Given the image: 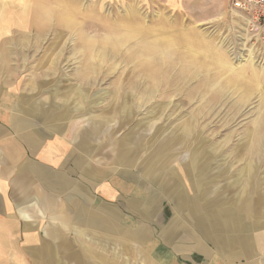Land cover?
I'll list each match as a JSON object with an SVG mask.
<instances>
[{"label": "rangeland", "instance_id": "374dc122", "mask_svg": "<svg viewBox=\"0 0 264 264\" xmlns=\"http://www.w3.org/2000/svg\"><path fill=\"white\" fill-rule=\"evenodd\" d=\"M240 14L228 0H0V60L92 168L163 192L180 173L218 181L250 194L257 220L264 42Z\"/></svg>", "mask_w": 264, "mask_h": 264}, {"label": "crops", "instance_id": "0c3cea01", "mask_svg": "<svg viewBox=\"0 0 264 264\" xmlns=\"http://www.w3.org/2000/svg\"><path fill=\"white\" fill-rule=\"evenodd\" d=\"M17 68L0 60V264H264V188L256 220L250 194L218 181L180 173L163 192L92 168L65 128L35 120L54 107L12 87Z\"/></svg>", "mask_w": 264, "mask_h": 264}, {"label": "built area", "instance_id": "2783aa9c", "mask_svg": "<svg viewBox=\"0 0 264 264\" xmlns=\"http://www.w3.org/2000/svg\"><path fill=\"white\" fill-rule=\"evenodd\" d=\"M244 17L250 31L264 42V0H228Z\"/></svg>", "mask_w": 264, "mask_h": 264}, {"label": "bare ground", "instance_id": "6f19581e", "mask_svg": "<svg viewBox=\"0 0 264 264\" xmlns=\"http://www.w3.org/2000/svg\"><path fill=\"white\" fill-rule=\"evenodd\" d=\"M245 20V19H244ZM162 35V34H161ZM160 36V35H159ZM167 46V45H166ZM158 51H160V50H158ZM162 51V50H161ZM152 52V51H151ZM162 78V77H161ZM180 77L178 76V79H179ZM167 79H171V77L169 76V78H167ZM175 80V79H174ZM166 81H168V80H166ZM139 82V80L137 81V83ZM175 82H177V80L175 81ZM143 83V82H142ZM174 83V82H173ZM169 84V83H168ZM167 84V85H168ZM147 87V91L146 92H149V93H151V86H146ZM166 90H169L168 88L166 89Z\"/></svg>", "mask_w": 264, "mask_h": 264}]
</instances>
